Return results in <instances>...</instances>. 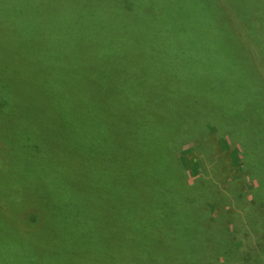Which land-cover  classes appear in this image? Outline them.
<instances>
[{
	"label": "rangeland",
	"instance_id": "rangeland-1",
	"mask_svg": "<svg viewBox=\"0 0 264 264\" xmlns=\"http://www.w3.org/2000/svg\"><path fill=\"white\" fill-rule=\"evenodd\" d=\"M148 3L166 34L126 25L149 51L98 121L67 99L101 68L84 27L53 40L31 6L22 35L27 8L5 13L0 264H264V0Z\"/></svg>",
	"mask_w": 264,
	"mask_h": 264
},
{
	"label": "trees",
	"instance_id": "trees-1",
	"mask_svg": "<svg viewBox=\"0 0 264 264\" xmlns=\"http://www.w3.org/2000/svg\"><path fill=\"white\" fill-rule=\"evenodd\" d=\"M148 2L149 0H0V22L7 23L4 19V15L7 11H11L12 9L16 10L19 7H28L30 9V7L33 6L32 10L37 12L30 11V19L35 20V23L46 19V21L49 22L48 24H53V31L49 32L53 40L59 41L63 38L66 39L65 30H67V28L74 29L79 25L84 27V32L87 38L89 37L90 43L102 54L98 62L101 68L93 71L91 77L83 73L78 81L71 82L72 86H70V94L67 99L72 106L78 103L85 104L88 114L93 113L94 119L98 121L99 116L104 114L100 107H95L93 104L98 106L100 92L105 97L112 95L110 92L111 87L105 86V84H108V82L111 83L116 79L122 80L123 77L115 76L116 71H138V69L131 64L130 57H132L134 61H137L140 53L144 55L143 51L145 54L149 51L150 46L145 48L142 46L147 41H143L139 36V32L126 28V25L129 24L135 27L139 24L142 27H146L144 29H136L137 31H144L145 29L152 30L150 27L155 26L158 28L157 31H154L155 33L159 35L166 34L165 27L168 15L170 14L169 12L165 10H154L161 9V6L156 5L153 6L154 9H146L145 13L136 11L139 4ZM28 8L23 20L19 21L21 24L20 34L22 35H28L31 32L28 31V28H34L35 25H33L29 19ZM39 10L48 11L46 13L42 11L44 16H40ZM177 10L178 8L174 9L172 12V23ZM64 17H67V20L63 19ZM121 25L124 26L126 30L122 28ZM192 26L193 25H191V27ZM70 35L71 34H69V36ZM212 50L218 56L213 48ZM61 52L62 51H60V54ZM151 54L150 57H152L155 52L153 51ZM61 59L63 58L61 57ZM154 59L155 58H153L150 63L155 61ZM126 65H131V67H127ZM166 66L169 67L171 71H174L168 64H166ZM143 67L144 70L148 71L146 64H144ZM155 67L159 69L157 61L155 62ZM206 67L205 60L202 59L200 66L201 70ZM43 70L49 71L47 67ZM191 71L196 70L191 68ZM96 80H102L103 86H96ZM95 94L96 96H93ZM91 99L95 102H92ZM197 134L199 135V132H197ZM78 163V165H81V162Z\"/></svg>",
	"mask_w": 264,
	"mask_h": 264
}]
</instances>
